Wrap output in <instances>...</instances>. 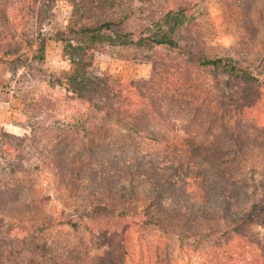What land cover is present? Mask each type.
I'll use <instances>...</instances> for the list:
<instances>
[{"label": "rangeland", "instance_id": "374dc122", "mask_svg": "<svg viewBox=\"0 0 264 264\" xmlns=\"http://www.w3.org/2000/svg\"><path fill=\"white\" fill-rule=\"evenodd\" d=\"M71 1L38 0L36 10H30L28 15L9 10V19L17 20L16 28L10 30L3 23L5 0H0V39L10 33L9 41L0 40L1 204L18 205L34 200L46 210L62 209L70 202L82 203L84 197L78 195L90 186L89 176L96 174L97 158L120 156L114 148L117 139L123 144L119 146H124L123 126L168 125L166 129L171 130V135H182L183 128L195 123L186 102L191 104L193 97L199 98L195 112L201 111L206 116L212 106L207 100L213 92L214 78L223 83V89H215L217 99L225 91L243 106L246 102L243 92H252L251 83L241 84L221 70L211 72L201 62L217 57L229 59L238 67L253 70L259 85L264 86V0H124L117 16H130L126 28L134 33L136 40L128 46L113 45L108 38L86 40L85 35L69 29L72 21L79 23L75 30L92 23L75 12L76 1ZM181 10L185 12L180 14ZM168 14L179 16L176 20L169 19ZM155 34L174 39L180 49L138 45L141 36ZM74 47H81L89 55L85 56L86 72L75 75V80L68 76L72 71L70 54ZM157 68H161L160 73ZM179 74L182 79L190 77L183 95L163 82L166 78H180ZM96 82L110 89L113 98V105L101 108L103 111L94 105ZM92 83H95L93 90ZM161 87L163 90L157 95ZM145 94L146 102L157 96L164 100L168 94L163 118L146 117L149 105L140 101V96ZM120 105L131 110L123 126L99 114ZM248 120L241 125L248 129L254 141L260 134L264 136V123L260 124L262 127L258 125L256 132L251 130L256 121ZM260 142L264 144V137ZM176 143L181 144L180 140ZM247 182V191L252 194L257 182L251 178ZM39 220L40 217L33 224ZM19 222L12 211H0V250L11 238L19 245L18 239L23 238L17 231ZM208 226L195 234H166L154 228H138L132 232L134 248L126 263L122 258L121 264H218L216 255H205L214 243L207 236L215 227ZM86 231L61 228L53 235L58 233L57 238L65 235L71 242L89 244L88 249L75 251L82 261L75 264L105 261L106 256L101 255L104 247L97 246L96 237ZM92 231L96 236L95 227ZM261 234H264V216L247 225L245 237L242 236L255 239L256 245ZM197 236L200 239L195 241ZM222 252L219 250L218 255ZM115 256L121 259L120 254ZM9 260L10 264L26 261L24 255Z\"/></svg>", "mask_w": 264, "mask_h": 264}, {"label": "trees", "instance_id": "16d2710c", "mask_svg": "<svg viewBox=\"0 0 264 264\" xmlns=\"http://www.w3.org/2000/svg\"><path fill=\"white\" fill-rule=\"evenodd\" d=\"M36 1L12 0L9 6V0H5L3 23L7 29H15L17 23L16 19H9V10L28 15L30 10H36ZM74 1L75 12L88 19L84 21L92 23L75 30L79 23L72 21L69 29L85 35L86 40L100 37L108 38L113 45L136 43L134 33L126 28L130 16H117L124 0ZM184 12L181 10L180 14ZM178 16L168 14L169 19L176 20ZM9 37L10 33H7L0 40L6 42ZM137 43L150 48L166 47L171 51L180 49L174 39L167 36L159 38L156 34L141 36ZM41 48L44 52V43ZM83 50L74 47L70 54L72 71L68 76L74 80L75 75H82L87 69L88 58L85 56L89 55ZM200 65L211 72L221 70L241 84L251 83L252 92H243L244 105L233 101L232 95L225 91L217 99L215 89H223V83L214 78L213 92L207 100L212 106L207 109V115L195 112L194 105L199 103V98L193 97L191 104L186 102L195 123L188 129L183 128L184 133L177 134L178 137L171 135V130L167 131L168 125L167 129L157 124L153 128L145 124L138 127L121 125L131 111L121 105L118 109L100 112V115H106L124 127L125 131H121L124 146H119L123 145L119 144L121 140H115L114 149H118L120 156L97 158L96 174L89 176L90 186L85 188L84 194H77L84 197L82 203L70 202L64 205L65 208L49 207L46 210L34 200L18 205L0 203V211H12L20 219L17 231L23 237L18 239V246L13 238L6 242L0 250V264H10L9 259L21 255L26 260L23 264H75L81 261L75 251L78 248L86 250L89 244L71 242L65 235L57 238L58 233L53 235V232H59L61 228H68L70 232L86 229L96 237V245L104 247L101 255L106 256V260L99 261V264H121L122 258L126 263L134 248L132 232L138 228H154L166 234H195L196 230L208 225L215 227L207 236L214 243L205 255H216L218 264H264V234L258 236L260 241L256 245L255 239H245L243 235L247 225L264 216V144L260 142L264 136L260 134L254 141L248 129L241 125L245 119L255 120L251 130L257 132L258 125L264 123V115H259L264 112V86L259 85L253 70L238 67L229 59L217 57ZM157 71L160 73L161 68ZM179 75L180 78H166L163 82L183 95L190 77L182 79ZM85 78L92 82L86 75ZM94 88L95 83H92L91 90ZM162 90L163 87L157 95ZM158 97L146 102L147 95L140 96V101L149 105L146 117L163 118L164 105L169 98L168 94L164 100ZM112 100L110 89L102 88L96 82V108L102 110L107 105L112 106ZM101 120L107 122L105 118ZM177 140L181 144H177ZM248 175L257 182L252 194L247 191ZM38 217L40 220L33 224ZM94 227L96 236L92 231ZM198 239L197 236L195 241ZM219 250L223 252L218 255ZM116 254H120L121 259H117Z\"/></svg>", "mask_w": 264, "mask_h": 264}]
</instances>
